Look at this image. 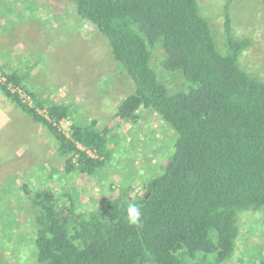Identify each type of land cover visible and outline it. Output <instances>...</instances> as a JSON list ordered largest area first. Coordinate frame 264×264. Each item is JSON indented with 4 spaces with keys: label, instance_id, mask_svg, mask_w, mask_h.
Here are the masks:
<instances>
[{
    "label": "trees",
    "instance_id": "obj_1",
    "mask_svg": "<svg viewBox=\"0 0 264 264\" xmlns=\"http://www.w3.org/2000/svg\"><path fill=\"white\" fill-rule=\"evenodd\" d=\"M65 1L103 36L131 84L114 118L135 124L141 109L151 111L177 139L163 173L140 184L145 194L136 193L127 178L95 210L78 212L53 189L23 185L34 215L38 264L227 262L239 217L264 209V79L248 59L255 46L264 45L253 36L257 30L234 36L237 0H216L224 53L204 17L209 0ZM259 3L264 21V0ZM158 49L162 58L154 64ZM164 71H179L194 87L169 93L157 77ZM3 76L1 92L53 138L67 173L92 174L111 158L108 123L78 120L64 133L58 125L74 117L72 106L33 93L16 72ZM129 200L142 210L141 227L127 223Z\"/></svg>",
    "mask_w": 264,
    "mask_h": 264
},
{
    "label": "rangeland",
    "instance_id": "obj_2",
    "mask_svg": "<svg viewBox=\"0 0 264 264\" xmlns=\"http://www.w3.org/2000/svg\"><path fill=\"white\" fill-rule=\"evenodd\" d=\"M209 1L204 17L226 53L225 34L218 29L223 22L222 10L216 0ZM234 5V36L257 30V36L253 35L257 43L264 42L259 0H237ZM154 56V64H158L160 49ZM248 59L264 79V45L255 46ZM11 72L22 77L33 93L73 107L74 117L58 125L64 133L78 120L84 124L95 120L98 126L108 123L111 130L110 159L89 175L67 173L65 157L59 155L53 138L0 90V264H38L32 238L34 215L23 185L32 191L53 189L64 206L73 203L78 212L95 210L126 185L125 179L141 193L137 190L142 182L160 176L177 136L151 111L141 109L135 124L114 118L131 84L113 60L103 36L80 19L68 1L0 0V82ZM157 77L169 93L194 87L179 71L160 72ZM8 88L15 90L11 85ZM26 100L31 104L29 98ZM238 225L234 252L222 264L261 263L264 209L242 214Z\"/></svg>",
    "mask_w": 264,
    "mask_h": 264
},
{
    "label": "clouds",
    "instance_id": "obj_3",
    "mask_svg": "<svg viewBox=\"0 0 264 264\" xmlns=\"http://www.w3.org/2000/svg\"><path fill=\"white\" fill-rule=\"evenodd\" d=\"M137 191L143 192L144 194L146 193V191L143 189H138ZM124 214L127 223L130 226H134V227L142 226L141 223L142 210L137 203L133 202L132 200H129L127 207L124 209ZM106 219L107 218H105L104 220Z\"/></svg>",
    "mask_w": 264,
    "mask_h": 264
}]
</instances>
